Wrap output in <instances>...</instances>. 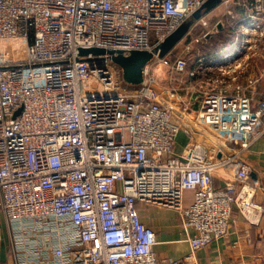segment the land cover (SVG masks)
<instances>
[{
    "label": "built area",
    "instance_id": "1",
    "mask_svg": "<svg viewBox=\"0 0 264 264\" xmlns=\"http://www.w3.org/2000/svg\"><path fill=\"white\" fill-rule=\"evenodd\" d=\"M206 1L0 0V212L18 264H186L157 257L138 204L175 210L192 251L225 237L234 211L257 221L264 207L249 192L264 186L242 154L264 137V97L240 84V47L190 70L158 56ZM246 10L249 21L264 17V0ZM194 25L208 27L205 17ZM88 48L148 51L194 79L195 114L165 99L151 64L134 89L122 87L111 55L81 56ZM182 124L198 137L175 153Z\"/></svg>",
    "mask_w": 264,
    "mask_h": 264
},
{
    "label": "crops",
    "instance_id": "2",
    "mask_svg": "<svg viewBox=\"0 0 264 264\" xmlns=\"http://www.w3.org/2000/svg\"><path fill=\"white\" fill-rule=\"evenodd\" d=\"M189 28L188 35L191 34L192 26ZM167 55L171 56V51ZM172 105L177 110L181 108L177 98H174ZM197 137L196 129L189 124H182L181 131L176 136L174 152L181 153L187 144ZM242 159L251 166V179L258 180L264 186V137L244 152ZM214 181V186L223 185V182L218 179ZM251 196L255 203L264 207V189L249 192V197ZM192 201L193 192L186 190L183 194V206L188 207ZM137 208L142 222L156 233L154 252L162 260H183L186 264H259L264 262V211L257 214V221L254 224L248 223L234 211L233 222L225 237L213 241L207 247L192 251L186 240L180 217L175 210L143 204H138ZM11 235V229L3 213L0 212V264L19 263L18 256L13 250Z\"/></svg>",
    "mask_w": 264,
    "mask_h": 264
},
{
    "label": "rangeland",
    "instance_id": "3",
    "mask_svg": "<svg viewBox=\"0 0 264 264\" xmlns=\"http://www.w3.org/2000/svg\"><path fill=\"white\" fill-rule=\"evenodd\" d=\"M234 1H239L240 4L230 2L226 7L225 4L221 5L220 3L209 13L203 14L201 18H206L208 27L199 26L196 28L194 21L188 20L187 24H189V27H194L191 29V34H187L177 43L171 50V56H168V58L170 61L176 57L186 59L189 64V70L192 67L199 66L198 60L202 57L209 58V60L213 58V62L222 63L224 55L230 50L233 43V45H237L236 48L240 47L241 55L239 57L243 58L245 63H247L240 81V84H243L246 88L244 91L247 93L255 92L258 98L260 95L264 97V17L249 21L250 18L247 17L248 12L246 10L249 0ZM243 27L253 28L255 32H251L252 35H249L250 31L243 30ZM225 29H230L233 34L227 48L216 51L213 54H211L212 52L210 54L206 53L210 46L208 45L209 40ZM207 30H209V35L203 37L202 32ZM199 37L201 38L199 39ZM195 39H199V41L195 42ZM148 63L151 64V72L158 82L160 92H165V99L173 104L174 98H177L181 105L179 109L182 112H185L187 115L195 114L193 112L197 110L203 93L197 91L199 89L198 86L193 85L194 79L190 81L186 75L175 73L169 67L161 63L153 62V60H150ZM215 71L216 69L209 70V74L205 73L200 75L203 78L213 76L216 74ZM197 77L199 78V75ZM117 79L122 87L131 89L136 87V85H131L125 81L121 71ZM249 80L251 84L246 85L245 82ZM200 90H203V88ZM259 264H264V262Z\"/></svg>",
    "mask_w": 264,
    "mask_h": 264
},
{
    "label": "water",
    "instance_id": "4",
    "mask_svg": "<svg viewBox=\"0 0 264 264\" xmlns=\"http://www.w3.org/2000/svg\"><path fill=\"white\" fill-rule=\"evenodd\" d=\"M221 2L222 0H207L188 20H198L203 14L209 13ZM187 21L180 25L159 46V58L166 56L177 45V43L184 38L189 30V24H187ZM79 52L81 56H86L88 54H110L112 61L121 69L125 81L131 85H139L142 82V67L153 57L148 51H131L126 56L121 51H106L100 48L80 49ZM18 112L19 110L16 114H18Z\"/></svg>",
    "mask_w": 264,
    "mask_h": 264
},
{
    "label": "trees",
    "instance_id": "5",
    "mask_svg": "<svg viewBox=\"0 0 264 264\" xmlns=\"http://www.w3.org/2000/svg\"><path fill=\"white\" fill-rule=\"evenodd\" d=\"M232 32L230 29H225L223 30L221 33H218L217 35H215L214 37H212L209 40V48L207 49L208 54H213L216 53V51H220V50H225L227 48V46L230 44V40L232 39ZM208 41V40H207ZM212 47V49H210ZM205 53V54H206ZM215 55V54H214ZM215 182V181H213ZM215 185V183H214Z\"/></svg>",
    "mask_w": 264,
    "mask_h": 264
},
{
    "label": "bare ground",
    "instance_id": "6",
    "mask_svg": "<svg viewBox=\"0 0 264 264\" xmlns=\"http://www.w3.org/2000/svg\"><path fill=\"white\" fill-rule=\"evenodd\" d=\"M253 29V28H252ZM247 33V32H246Z\"/></svg>",
    "mask_w": 264,
    "mask_h": 264
}]
</instances>
